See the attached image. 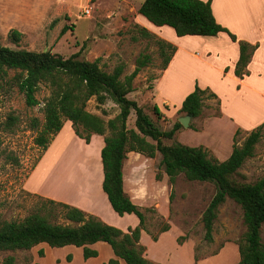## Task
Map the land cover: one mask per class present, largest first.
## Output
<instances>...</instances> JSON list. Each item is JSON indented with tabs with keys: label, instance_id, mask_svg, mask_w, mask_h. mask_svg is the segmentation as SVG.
<instances>
[{
	"label": "rangeland",
	"instance_id": "obj_1",
	"mask_svg": "<svg viewBox=\"0 0 264 264\" xmlns=\"http://www.w3.org/2000/svg\"><path fill=\"white\" fill-rule=\"evenodd\" d=\"M142 1L0 0V43L14 49L49 50L64 57L83 47L79 57L89 61L99 58V65L107 72H111L116 64L122 63L124 70L121 78L133 70L135 59L140 53L148 54L149 62L134 77L133 89L127 97L134 99L158 128L169 130L180 117L184 116V113L180 111V107L175 109L169 105L158 106L154 100L153 82L162 71V56L156 42L159 39L156 33L152 31L155 37L150 38L139 34L137 10ZM85 7L90 9L88 15L83 13ZM141 20L143 24L152 25L143 16ZM63 26L68 28L61 33ZM152 27H156L155 29L172 42L176 46L175 50L177 48L169 71L162 74L155 83V95L159 102L166 99L180 104L184 90L190 88L189 80L192 75H196L199 83L212 87L218 82V70L215 66L210 67L196 60L191 54L184 53V49L188 52L198 50L195 43H185L189 41L187 40L189 37L176 35L169 26ZM10 29L20 31L21 36L17 43L9 38ZM168 52L169 50L166 51ZM218 62L212 61V64ZM16 73L17 70H9L4 79L0 80V222L21 219L39 204V199L32 194L33 192L24 188V180L44 151L34 143L36 131L29 127L28 122L31 117H36L40 125L43 123V105L51 89L48 84L39 83L35 92L38 103L28 106L25 104L23 94L13 82ZM229 88L227 91H222V104L226 114L233 112L236 116L230 117L223 112L221 119L208 121L207 119L221 114L219 99L217 95V98L210 96L212 91L208 88L203 94L201 114L190 118L187 126L181 125L171 138H161V142L202 146L209 156L218 160L226 159L232 144L235 142L240 145L251 130L237 128L240 131L233 138L234 134H231L233 119H241V115L243 116L246 111L249 113L254 106L257 107L254 116L261 112L258 111L259 102L250 101L247 96L245 99L251 107L249 108V105L247 108L239 107L241 96L235 94L231 87ZM154 105L158 107L160 114L154 112ZM86 109L105 121L114 117L119 111L117 104L110 98L99 103L94 97L88 99ZM9 114L17 117V123L11 131H5L2 129V123ZM254 116L250 118H255ZM250 118H247L246 122ZM134 120L135 114L131 111L126 120L128 129H136ZM58 132L60 134L56 143L42 165V170L45 171L48 162L54 158L53 173H47L49 175L44 177L46 189L63 193V188L60 186L63 182V170H66L67 180L71 178L70 173H80L81 176L83 175L82 184L71 192L72 194L75 192L76 195L73 199L79 200V204H82L78 207L94 213L111 225L127 230V227L136 223L137 216L113 213L107 208L108 206L106 207L104 199L99 198L96 193L101 160L98 161L94 154L99 138L96 137L93 141L90 136V143H85L74 133L72 124L68 120H64ZM105 134H110V131L106 130ZM99 136L103 139V135ZM143 157L135 164L139 166V172L134 174L139 188H128V183H132V167L128 160L125 162L124 170L126 189L139 195L143 203H148L143 206L145 228L141 230L142 236L139 240L143 254L159 264H237L239 260L233 263L239 257L236 242L243 239L246 231L240 205L229 197L225 198L217 208L211 232L212 240L206 241L201 217L215 192L214 183L188 180L183 173H179L171 184L160 163L161 155L158 151L151 158ZM263 174L264 134L255 144L254 154L245 159L233 178L238 182L252 183ZM64 192L71 194L68 190ZM87 194L95 199L86 197ZM170 195L171 199H169ZM134 203L140 204L137 201ZM51 220L65 222L59 216ZM165 223L170 226L169 229L158 233ZM152 235H157V238L153 239ZM260 235L264 243V224ZM226 243L229 244L221 250ZM39 249H43L42 256L38 254ZM69 253L73 256L72 264H102L107 254L112 255L108 245L100 249L98 257L84 259L82 247L74 245L50 247L40 244L30 249L0 250V263L6 255H13L15 264H68L66 255Z\"/></svg>",
	"mask_w": 264,
	"mask_h": 264
},
{
	"label": "trees",
	"instance_id": "obj_2",
	"mask_svg": "<svg viewBox=\"0 0 264 264\" xmlns=\"http://www.w3.org/2000/svg\"><path fill=\"white\" fill-rule=\"evenodd\" d=\"M137 11L154 25L170 26L178 36H213L221 31L226 32L232 41L237 42L239 49L234 74L242 77L248 73L246 66L258 43L251 44L237 39L227 28L216 22L210 0H143ZM67 28L63 26L61 33ZM138 28L142 37L154 36L145 27ZM8 36L17 43L21 33L17 29H10ZM156 42L162 56L161 69H164L175 46L162 38ZM82 48L64 57L49 50L14 49L0 43V80L4 79L9 70H17L13 82L28 106L38 103L35 92L39 83L44 82L50 87V94L43 105V123L40 125L36 117H31L28 122L29 127L36 131L34 143L42 150L47 148L62 128L64 120L71 122L74 133L85 143H89L92 134L103 135V146L100 149L103 172L101 188L111 208L118 215L134 213L138 223L122 230L79 207L32 193L39 199L38 206L21 219L0 222V250L30 249L39 243H46L50 247L70 244L82 247L83 258L87 259L98 254L89 245L103 241L110 245L114 254L105 264H119V259L126 264H159L143 254L139 240L141 230L145 228V215L124 192L122 178L123 161L128 151L150 158L158 151L161 155L160 163L171 184L179 173H183L188 180L214 183L215 192L201 217L204 239L212 240L211 232L217 208L229 197L242 208L246 226L243 239L236 242L239 253L237 264H264V243L260 235L264 224V174L252 183L238 182L233 178L245 159L254 154L255 144L264 134V121L251 129L240 145L234 142L229 156L224 160L209 156L202 146H189L180 142L163 144L161 138H171L181 123L176 121L169 130H161L134 99L127 97L133 89L134 77L149 62V55L140 53L135 59L133 70L121 78L124 70L122 63L116 64L111 72H107L99 65V58L92 61L80 58ZM226 70L227 67L224 68ZM207 90L208 88L195 85L182 100L180 111L191 118L199 116L202 112L203 94ZM210 96L217 98L213 92H210ZM91 97L99 103L110 98L117 104L118 113L105 121L88 111L86 104ZM153 109L160 114L156 105ZM131 111L135 114L136 129L126 127ZM16 123L17 117L9 114L2 123V129L11 131ZM106 130L110 134L106 135ZM239 131L235 130L233 138ZM57 216L65 222L51 220ZM169 227L167 223L163 224L158 233ZM151 237L156 239L157 235ZM38 254L42 256L43 249H39ZM70 259L71 254H67L66 260ZM0 264H15V257L6 255Z\"/></svg>",
	"mask_w": 264,
	"mask_h": 264
},
{
	"label": "crops",
	"instance_id": "obj_3",
	"mask_svg": "<svg viewBox=\"0 0 264 264\" xmlns=\"http://www.w3.org/2000/svg\"><path fill=\"white\" fill-rule=\"evenodd\" d=\"M203 1H206V0H203ZM210 7H211V11H212V14H213L216 22H218L221 26L227 28L231 33H233L236 36L237 39L247 41L251 44L258 43V47H256L254 49L252 56H251L247 66H246L248 73L244 74L242 77H239V76H236L234 74L235 62H236L238 55H239L238 44L236 41H232L226 32L221 31V32H218L216 35H213V36L190 35V34L183 35V36H185V38L189 37L187 39L189 41H186L185 43H187V44L195 43L196 46L198 47V50H196L195 52H192V51L188 52L187 49H184V53L191 54V56L196 58V60H199L201 63L206 64L210 67L215 66L216 70H218L217 76L219 78L218 82L215 83L212 87V86L205 84V83H199V80L196 77V75H192L190 80H189L190 81V88H188V90H184V97L194 89L195 85H198L201 88L208 87L213 93H215L217 95V97L219 99V106H220L221 114H220V116H214V117H211L210 119H207V120L208 121L214 120V119L219 120L222 118L223 112H225L223 104H222V97H223L222 91L223 90L227 91L228 89H230L229 87H231L235 94H239L242 97V98L239 97V100L241 102L239 107L244 106L245 108H247L248 105H249V108L251 107L250 103H248L245 99V96H247L248 98H250V101L255 100V102H257V101L259 102L258 111H261L257 116H254L257 112L256 111L257 107L254 106L251 109V111H249V113H247V111H246L243 113V116L241 115L242 121H241V119L238 120L237 118H234L233 119L234 120V126H232V128H231L232 129L231 134L232 133L234 134V131L237 128H240L243 130L244 129L245 130L253 129L255 126H257L262 121H264V2H263V0H210ZM141 16H143V15H141V14L137 15V20H138V23L140 24L141 27H145L150 32L153 31L154 33L157 34V36L159 38H162V39L168 41L167 38L165 36H163V34L161 32H159L157 29H155L156 27L155 28L152 27V26H154V24L151 23L149 20L146 19L152 25H150L148 23L143 24L142 20H141ZM155 26H157V25H155ZM165 26H168V25H165ZM168 42H170V41H168ZM170 43H172V42H170ZM185 46H187V45H185ZM176 52H177V48H176L175 52L173 53V55L171 56L166 67L164 69H162L159 76L157 78H155V80L153 82V89H152V93L154 94L153 95L154 100L158 106L169 105L175 109L179 108L181 106V103H182V100L184 99V97L180 101V104H176V103H174L170 100H166V99L164 101L159 102L158 99L156 98V95H155V91H156L155 90V83L161 77L162 74H165L169 71V68L174 61ZM212 61H214V62L219 61V62L217 64H212ZM225 67H227L226 71H224ZM224 115H227L230 117L236 116L233 112L232 113L228 112V114H226V112H225ZM253 116L255 118H250ZM247 118H250L248 120V122H246ZM59 134H60V132H58L54 136V138L49 143L47 148L40 155L37 162L31 168L26 179L24 180V188L29 192H33V193L39 194L41 196L48 197V198L58 200V201H62V202L68 203L70 205L78 207V206H81L82 204L81 205L79 204V200L73 199L76 195H75V192H73L74 194L71 193L72 190H68L71 193L68 195L66 192H64L65 191L64 189H63V193H60L59 191L51 192V191L47 190L45 187L46 179L44 180V177L53 173V167H54L55 162L53 160L54 158H52L48 162V165H46L45 171H43L42 170L43 161L46 158V156H48L49 152L51 151L54 144L56 143V140H57ZM91 136H92L93 141L96 137L99 138V144L97 146V149H95V154H94L95 158L98 159V161H99L100 160V149L103 146V139H101L98 134H92ZM80 141H82V140H80ZM89 145H91V144H89ZM231 149L232 148H230V150L228 152L229 154L231 152ZM142 156H144L143 158H145V159L150 158V157H146L145 155L138 153V152H135V151H128L126 153V158L124 159L123 166H122V178H123L124 192L131 198V200L133 202L134 201L139 202L140 204H136V203L135 204L138 205L143 210L144 209L143 206H146L148 203H143L141 201L139 195H136V193L130 191L129 189L128 190L126 189V186H127L126 183L127 182H126V174L124 171L125 170V162L128 160L130 167H132L131 168L132 183H130V184L128 183V188L129 187L132 189L139 188V186H137V181H135V179H134L135 178L134 174L139 172V166H136L135 164L138 160H140L142 158ZM98 168L100 170V176H99V180H98V184H97V190L98 191L95 189L97 196L101 199L103 198L104 202L106 204V207L108 206L107 208H109L110 211H112L113 213L116 214V212L111 208V206L107 200L106 194L103 192V190L100 186L101 182H102V178H103L101 162L99 163ZM63 172L65 174L66 170H63ZM47 173H49V174H47ZM73 175H74L73 172L69 174V176H73ZM62 178H64V175ZM77 195L80 196L81 194H77ZM86 197L90 198V194H87ZM90 199L93 200V199H95V197L92 196V198H90ZM101 199H100V201L103 202ZM141 203H143V204H141ZM86 212H88V211H86ZM92 214H94V213H92ZM127 214L128 213H125L123 215H127ZM130 215H134V213H132V214L130 213ZM137 223H138V218L136 217V223H134L130 227H134L135 225H137ZM141 236H142V232L140 233V237ZM40 244L45 245L46 243H40ZM40 244H37V245H40ZM105 244H107L110 247V245L108 243L103 242V241H97V242L89 245V247L96 249L98 252L97 256H94V257L99 256L100 249L107 247V245H105ZM227 244H229V243L224 244V246H222L221 250ZM37 245H35V246H37ZM110 249H111V247H110ZM237 249H238V247H237ZM111 252H112V249H111ZM70 253H72V251ZM144 256L147 259L154 261L153 259L147 257V255L145 253H144ZM110 257H114L113 252H112V255L107 254L106 258L103 260L105 262H103L101 260L102 264H105L106 261ZM72 259H73V256L71 255V260L68 261V264H72ZM238 260H239V257L236 258L233 263L237 262ZM122 262H124V261L122 259H119V264H122ZM154 262H156V261H154Z\"/></svg>",
	"mask_w": 264,
	"mask_h": 264
},
{
	"label": "bare ground",
	"instance_id": "obj_4",
	"mask_svg": "<svg viewBox=\"0 0 264 264\" xmlns=\"http://www.w3.org/2000/svg\"><path fill=\"white\" fill-rule=\"evenodd\" d=\"M70 177L71 178L70 179L68 178V180H67L66 179L67 175L64 174L63 182L60 185L61 188H63L64 190H76V189H78L81 186V184H82L81 180H82L83 175L81 176L80 173H75L73 176H70ZM89 182L91 183V181H89ZM90 186L92 187V185H90ZM90 186H89V188H90Z\"/></svg>",
	"mask_w": 264,
	"mask_h": 264
},
{
	"label": "water",
	"instance_id": "obj_5",
	"mask_svg": "<svg viewBox=\"0 0 264 264\" xmlns=\"http://www.w3.org/2000/svg\"><path fill=\"white\" fill-rule=\"evenodd\" d=\"M190 118H191V116L184 115V116H182V117L179 118V122L181 123V125L187 126L188 121H189Z\"/></svg>",
	"mask_w": 264,
	"mask_h": 264
},
{
	"label": "built area",
	"instance_id": "obj_6",
	"mask_svg": "<svg viewBox=\"0 0 264 264\" xmlns=\"http://www.w3.org/2000/svg\"><path fill=\"white\" fill-rule=\"evenodd\" d=\"M83 13H84L85 15H88V14L90 13V9H89L88 7H85V8L83 9Z\"/></svg>",
	"mask_w": 264,
	"mask_h": 264
}]
</instances>
